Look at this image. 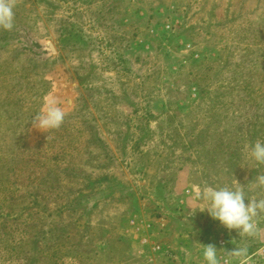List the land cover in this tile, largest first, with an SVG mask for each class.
Segmentation results:
<instances>
[{
	"label": "rangeland",
	"instance_id": "1",
	"mask_svg": "<svg viewBox=\"0 0 264 264\" xmlns=\"http://www.w3.org/2000/svg\"><path fill=\"white\" fill-rule=\"evenodd\" d=\"M10 2L0 264H117L135 220L181 229L171 240L189 257L223 236L264 264V213L240 239L197 211L204 187L264 175L248 155L264 141V0ZM48 98L65 119L41 131L32 120Z\"/></svg>",
	"mask_w": 264,
	"mask_h": 264
},
{
	"label": "clouds",
	"instance_id": "2",
	"mask_svg": "<svg viewBox=\"0 0 264 264\" xmlns=\"http://www.w3.org/2000/svg\"><path fill=\"white\" fill-rule=\"evenodd\" d=\"M14 8L10 0H0V28L11 30L14 27ZM65 119V111L58 106L55 99H46L40 112L35 115L32 125L35 129L47 131L59 128ZM248 155L257 164H264V141L257 140L248 146ZM264 188V175H258L247 184L242 185L237 180L231 186H206L197 192V199L203 205L197 211L207 212L209 216L218 221L225 229L236 230L240 239L254 237L259 228L256 218L264 213V198H250L246 189L250 187ZM204 264H249L250 252L246 244L229 252L224 251L223 258L213 244H200Z\"/></svg>",
	"mask_w": 264,
	"mask_h": 264
},
{
	"label": "crops",
	"instance_id": "3",
	"mask_svg": "<svg viewBox=\"0 0 264 264\" xmlns=\"http://www.w3.org/2000/svg\"><path fill=\"white\" fill-rule=\"evenodd\" d=\"M133 223L134 226L131 227L128 233L132 241L126 243L125 246V243L122 244V246H124L122 247L123 251L125 253L130 252V254L127 255L126 259L117 262V264H196L198 261L195 260L202 261V263L198 264H204L199 245L196 249L195 256L189 257L190 254L186 255V250L189 249L187 242L184 241V243H181L179 239L177 241L171 240V237H173L172 233H174V235L176 233L179 238V234L182 231L181 229H172L169 225L164 223L158 226H153L152 223L145 224L144 221L143 224H145V226L140 225L137 220L133 221ZM219 225L220 223L215 221V226L218 227ZM162 226H165V229H163ZM183 232L187 233V231L184 230ZM161 233L164 235H161ZM222 234L225 236L226 232L224 231ZM202 235H200V239ZM219 241H222L224 245H219ZM215 244H217V249L221 250L220 255L223 258L224 251L228 252L227 249L230 242L228 241L227 243L226 238L224 239L222 236ZM156 245H161L163 249L169 251L171 255H163L162 257L161 254L154 253ZM129 257H131V260L128 261Z\"/></svg>",
	"mask_w": 264,
	"mask_h": 264
},
{
	"label": "built area",
	"instance_id": "4",
	"mask_svg": "<svg viewBox=\"0 0 264 264\" xmlns=\"http://www.w3.org/2000/svg\"><path fill=\"white\" fill-rule=\"evenodd\" d=\"M221 244L224 245V244L222 243V241H219V245H221ZM154 253H156V254H161L162 257H163V255H166V256L171 255L170 252L167 251V250H164L163 247H162L161 245H156V246H155V248H154Z\"/></svg>",
	"mask_w": 264,
	"mask_h": 264
}]
</instances>
